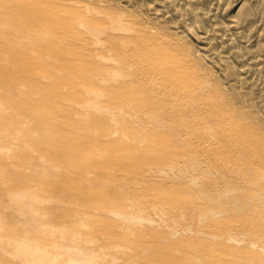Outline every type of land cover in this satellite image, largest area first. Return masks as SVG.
<instances>
[{
    "label": "bare ground",
    "instance_id": "obj_1",
    "mask_svg": "<svg viewBox=\"0 0 264 264\" xmlns=\"http://www.w3.org/2000/svg\"><path fill=\"white\" fill-rule=\"evenodd\" d=\"M0 127V264H264V0H0Z\"/></svg>",
    "mask_w": 264,
    "mask_h": 264
},
{
    "label": "rangeland",
    "instance_id": "obj_2",
    "mask_svg": "<svg viewBox=\"0 0 264 264\" xmlns=\"http://www.w3.org/2000/svg\"><path fill=\"white\" fill-rule=\"evenodd\" d=\"M61 79H63V80H68V79H71L72 77H73V75L70 73V72H63L61 75ZM51 87H53V86H51ZM83 89V91H84V88H82ZM87 91V89H85V91L84 92H86ZM88 103H89V106H87L88 105ZM91 103V104H90ZM94 103H93V101L92 100H87V99H79L78 101H77V107L79 106V108L80 109H85V108H88V107H90V106H92ZM81 106H84V108H82ZM60 111H62V110H59V113L61 114L62 112H60ZM59 117H56V119H54V120H51L52 122H50V124H49V127L51 126V127H56V125H59L60 124V122H59V120L61 119V117L58 119ZM6 123V122H5ZM65 123H67V127L66 128H68V127H70V123L69 122H65ZM6 125V124H5ZM12 126L13 124L12 123H7V125L6 126ZM14 126V125H13ZM50 127V128H51ZM0 131H1V134H5L6 136H8V138H7V140L5 141L6 143H5V145H6V147L7 148H10V147H13V145H14V143H19L20 142V140L21 139H23L25 136H24V134L22 133V131H20V136L17 134V131L15 132V131H7L6 129L4 130V128L3 127H0ZM19 132V131H18ZM6 133H8V134H6ZM12 137H13V139H12ZM17 137H18V139H17ZM15 140V141H14ZM8 141V142H7ZM66 137H64V136H61V137H59L58 139H56L52 144L54 145V146H56V147H61V146H63V145H65L66 143ZM91 159V155H89V154H87V155H85L84 157H83V161H85L84 163L86 164V162L87 161H89ZM91 166V165H90ZM85 186L87 187V185H85V184H83V185H81V187L79 186V188H82V189H84L85 188Z\"/></svg>",
    "mask_w": 264,
    "mask_h": 264
}]
</instances>
